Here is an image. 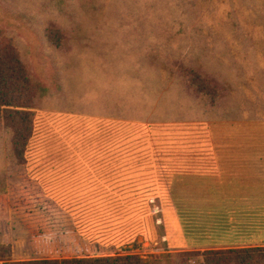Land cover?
Returning a JSON list of instances; mask_svg holds the SVG:
<instances>
[{
	"label": "rangeland",
	"instance_id": "rangeland-1",
	"mask_svg": "<svg viewBox=\"0 0 264 264\" xmlns=\"http://www.w3.org/2000/svg\"><path fill=\"white\" fill-rule=\"evenodd\" d=\"M0 30L47 86L27 164L0 155V209L35 222L21 255L195 251L163 223L167 169L264 141V0H0Z\"/></svg>",
	"mask_w": 264,
	"mask_h": 264
},
{
	"label": "crops",
	"instance_id": "crops-1",
	"mask_svg": "<svg viewBox=\"0 0 264 264\" xmlns=\"http://www.w3.org/2000/svg\"><path fill=\"white\" fill-rule=\"evenodd\" d=\"M246 129L244 134L248 135L260 132ZM214 130L218 133L219 129L213 127V133ZM205 149L207 157L181 160L185 167L172 173L167 169L170 203L160 206L163 223H172L186 240L185 244L172 247L203 250L264 245V141L250 137L211 140ZM24 213L0 209V245L10 244L14 261L39 257L21 255L26 252L20 249L25 241L18 238L35 228L33 217ZM3 262L4 257L0 256V264Z\"/></svg>",
	"mask_w": 264,
	"mask_h": 264
},
{
	"label": "trees",
	"instance_id": "trees-1",
	"mask_svg": "<svg viewBox=\"0 0 264 264\" xmlns=\"http://www.w3.org/2000/svg\"><path fill=\"white\" fill-rule=\"evenodd\" d=\"M48 36L52 42L54 37L58 40L51 33ZM16 43L0 30V139H4L1 144L4 143L5 146L0 147V155L9 165H26L27 147L34 132L33 110L47 97V86L32 75L27 61L16 49ZM195 76L191 77L193 81L201 79L200 75ZM191 85H195L204 94L215 93L214 88L206 81ZM5 190V185H0V192ZM156 202L159 206V200ZM197 252L200 251L167 252L151 259L138 254L117 253L14 261L11 259L10 244L0 245V256L4 257L2 264H264V245L208 248L200 253L201 262L191 263V256L198 254Z\"/></svg>",
	"mask_w": 264,
	"mask_h": 264
}]
</instances>
